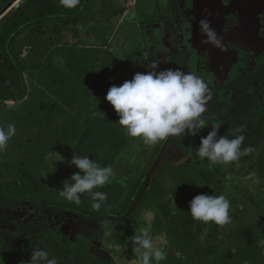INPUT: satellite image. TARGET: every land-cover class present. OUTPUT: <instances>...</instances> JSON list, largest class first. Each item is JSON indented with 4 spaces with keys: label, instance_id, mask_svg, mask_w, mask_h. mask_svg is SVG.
<instances>
[{
    "label": "rangeland",
    "instance_id": "obj_1",
    "mask_svg": "<svg viewBox=\"0 0 264 264\" xmlns=\"http://www.w3.org/2000/svg\"><path fill=\"white\" fill-rule=\"evenodd\" d=\"M95 1L96 7L100 6L103 12L107 11L104 7L108 8V4L110 8H116L118 3L116 0ZM219 1L221 0H215L210 8L206 0H182L183 10L176 15L172 28L166 24H142L144 19L157 18L163 11L159 5L164 4L163 0H137L134 6V0H127L123 14H117L113 17V22H108V26L114 29L120 25L113 49L118 60L112 61L116 68L115 73L100 70L95 78L96 82L88 79L87 69L82 70L86 74L80 76L85 81L84 86L88 88L100 82L97 85H101L100 91L105 95L102 99L108 103L105 106L107 110L96 113L92 111L94 108L85 107L87 111L80 117L73 137L50 148L36 169L43 176L45 185L52 191L48 195L50 199L62 201L61 206L74 204L80 210L72 211L73 217L65 212L56 215L43 213L45 224L54 225L60 231L46 230L44 235H36L35 240L29 231L20 233L12 225L7 211L0 209L1 247L5 252L8 249L14 260L27 261L28 264H34L40 258L53 263L59 261L61 256L47 254L49 240L55 238L60 241L64 237L62 234H65L76 248L85 246L93 254L92 258H87L85 250L68 259L67 264H119V261L124 260L126 251L131 256L128 264H169L166 255L172 257L173 264H180L176 262L179 255L183 258L181 264H189V260L178 247L172 248L173 240L169 236L171 233H168L171 229L175 234H181L184 227L181 223L178 227L175 222L168 224L164 211L160 210V207L170 209L171 215H174L175 203L167 206L166 202L169 197H176L174 193L169 194L159 189L167 196L159 205L146 203L147 201L136 197L134 206L127 213L129 220L124 221L127 218L125 217L122 222L117 223L120 220V211L127 204L125 202L129 191L138 184V189L141 186L149 187L147 179L143 180L141 174L143 170L144 175L147 174V167L154 163L158 167L164 162L173 165L168 169L171 168L178 178L180 190L176 192L177 196L182 199L180 203L187 204L188 208L197 207L201 210L203 205L241 200L250 205L251 211L257 215L256 218L264 219V114L250 117L236 111L229 116L226 109L231 106L232 101L228 97L237 93L238 89L235 87L224 96L222 87L238 74L254 71L264 61V54L258 53L254 56L249 53L245 55L243 52L240 55V48L236 49L238 55L234 57L233 67L237 70L228 74L223 81L222 76L216 83V89L212 88L226 101V106L217 115L207 114L208 100L212 95L208 85L202 83L196 74L200 67H197V60L193 55L195 43L192 35L197 28V16L192 13L194 10L202 15L206 5H209L211 11L220 4ZM105 21L106 19H102L100 22ZM242 25L240 22L233 29ZM258 25L261 34L260 17ZM171 33L176 35L177 42L171 41ZM166 51H184L188 55L187 66L177 78L170 79L171 73L164 66ZM112 83L115 85L113 88ZM253 93L264 109V88L256 89ZM110 94L114 95V103H111ZM249 94L250 92L247 95ZM43 98H46L44 94L40 90L36 91L35 99L38 101L32 106L35 110L30 113L12 101L0 105V123L10 121L11 116L4 110L8 107L14 116L23 114L26 117H35L38 113L36 108H40ZM174 105L179 107L180 112H175L170 121L166 107L172 108ZM154 108H159V111L165 109L164 122L168 132L162 139L160 125L157 121L151 122L156 119ZM94 114L101 118L103 124L89 121V116ZM105 116L107 123H104ZM89 124L97 127L105 124L99 134L100 140L93 145L89 144L94 136L88 131ZM251 142L253 144L250 146ZM229 150L233 152L232 155ZM260 161L263 163H256ZM146 163L149 164L144 168ZM242 165L247 167L246 173L239 175L234 172ZM153 169L154 167L150 172ZM86 180L95 181L96 185L91 183L89 187ZM143 190L140 188V195ZM154 191L155 187L149 194ZM19 211L26 213L28 210ZM156 214L162 222L158 234L154 235L155 239L135 241L129 236L149 234ZM29 218L30 216H23L22 219L19 216L18 221H27ZM114 218L118 219L117 222L110 223ZM110 234L118 238L116 244L112 242ZM79 236L84 238L77 245L74 242ZM126 241L130 246L134 245V248L129 250ZM154 249L159 252L154 253ZM155 256L162 257L156 260Z\"/></svg>",
    "mask_w": 264,
    "mask_h": 264
},
{
    "label": "trees",
    "instance_id": "obj_2",
    "mask_svg": "<svg viewBox=\"0 0 264 264\" xmlns=\"http://www.w3.org/2000/svg\"><path fill=\"white\" fill-rule=\"evenodd\" d=\"M116 1H118L116 8H110L108 4V8L104 7L107 11L103 12L100 6L96 7L95 0H0V105L12 101L30 113L35 110L32 106L38 101L35 99L36 91L40 90L46 97L43 98L40 108H36L38 113L35 117H26L23 114L14 116L8 107L4 110L11 119L6 123H0V209L7 211L12 225L20 233L31 232L32 239L36 240L37 236L44 235L46 230L60 231L54 225L45 224L43 213L56 215L65 212L71 217L72 211L80 210L74 204L61 206L62 201L50 199L48 195H51L52 191L45 185L43 176L36 169L50 148L63 144L73 137L77 123L88 106L94 108L92 111L96 113L107 110L105 106L108 103L102 99L105 95L100 91L101 85H97L100 82L88 88L84 86L85 81L80 76L86 74L83 71L87 69L88 79L96 82L95 78L101 71L115 73L116 68L112 61L118 60L113 54V49L120 25L114 29L108 26V22H113V17L117 14H123L127 0ZM181 3L182 0H164V4H159L163 11L157 18L145 22L142 20V24H166L173 28L177 13L181 14L183 10L181 6L184 4ZM102 19H106L107 23L100 22ZM260 21V35L264 43V10L261 12ZM171 39L173 43L178 41L174 33H171ZM146 44L149 46L148 42ZM243 52L245 55L249 53L256 56L258 53L264 54V47L256 51L240 48V55ZM164 57L166 58L164 66L171 73L170 79L177 78L188 63V55L184 51L171 53L166 51ZM238 66L239 64L237 68ZM235 69L231 65L230 73ZM111 85L112 88L115 86L114 83ZM263 86L264 61L254 71L240 73L222 86L224 96L228 95L229 90L235 87L238 89L237 93H233L234 96L228 97L232 104L226 109V113L231 116L233 112L238 111L250 117L264 114L262 104L255 99L253 93L256 89L262 90ZM111 94L110 100L114 103L115 98ZM211 95L206 112L208 115H217L222 112L226 101L216 90L212 91ZM166 108L170 121L175 112L176 114L180 112L177 105ZM159 110L154 108L156 119L151 122L157 121L160 125L162 139L165 138L168 127L164 122L165 109ZM107 116L104 123L108 122ZM89 117L91 118L89 121L93 120L94 124L97 122L103 124L97 114ZM103 126L89 124L88 131L94 135L89 141L90 145L100 140L99 134L103 131ZM96 137L97 139H94ZM252 144L253 142L250 146ZM229 153L233 154L231 150ZM148 164L146 163L144 168ZM154 164L148 166L150 168L147 167V174L144 175L143 170L141 174L143 180L146 181L149 177ZM171 166L173 165L166 162L159 167L156 166L148 188L141 186L138 189V184L131 189L126 198L127 204L118 215L120 220L117 222L118 219L114 218L110 223L122 222L125 217L127 218L124 221L129 220L127 213L134 206L136 197L147 201L146 203L159 205L162 199L167 197L159 190L162 189L176 195L175 198L169 197L166 200L167 206L175 203L174 215H171L170 209L160 207V210L164 211L168 224L175 222L178 227L181 223L184 227L185 230L183 229L181 234H175L171 229L168 233H171L169 236L173 240L172 248L178 247L189 260V264H264V219L256 218L257 215L251 211L250 205L241 200L213 203L211 206L203 205L201 210L197 207L188 208L187 204L180 203L182 199L177 196L176 192L180 190V185L177 184V176L171 168L168 169ZM246 169L247 167L242 165L234 172L240 175L246 173ZM85 183L91 187L95 181L86 180ZM154 187L155 191L149 194ZM140 188L144 189L142 195L139 193ZM19 209L28 211L25 213ZM19 216L22 219L23 216L30 218L27 221L21 219L20 222ZM161 222L159 215L156 214L151 224L152 228L148 231L152 236L147 233L129 236L135 241L155 239L154 235L158 234ZM62 237L60 241L50 238L47 252L50 255L61 256L59 261L53 263L40 258L34 264H67L68 259L85 250L87 258L93 257L92 252L85 246L76 248L68 236L62 234ZM83 238L79 236L74 243L81 244ZM117 239L115 235L111 236L115 244ZM1 244L0 236V264H28L27 261L14 260L13 254L9 253L7 248L8 252H5ZM126 244L129 250L134 248L128 241ZM153 252L159 251L154 249ZM4 254L7 256L4 257ZM129 254L126 251L124 260L119 261V264H128L131 257ZM166 256L167 262L173 264L172 257ZM161 257L155 256L156 260ZM182 261L183 258L179 255L176 262L181 264Z\"/></svg>",
    "mask_w": 264,
    "mask_h": 264
},
{
    "label": "crops",
    "instance_id": "obj_3",
    "mask_svg": "<svg viewBox=\"0 0 264 264\" xmlns=\"http://www.w3.org/2000/svg\"><path fill=\"white\" fill-rule=\"evenodd\" d=\"M135 1L137 0H134L133 6L135 4ZM214 1L215 0H206V3L211 5L214 3ZM190 5H191V1H190ZM201 11H203V9H201ZM192 14L193 16L194 15L197 16L196 11H194ZM207 14H208L207 12H204V14L200 15L201 19L199 16H197L199 17L200 22L199 23L197 22L196 31L194 35H192V40L194 41L195 46H197V48H193V52H195L193 53V55H195V58L196 57L200 58V60H202V63H206L207 57H210L212 58L213 63L227 62L229 64V58L231 55H228V53L232 51L229 49V46L231 43H236V44L240 43L238 38L242 36V33H239L242 30V28L233 29L234 27L233 20L238 19V17H233L234 15L231 12L224 13L223 15H219L218 17H216V19L212 18L211 16L209 18V15ZM149 20L150 18L144 19L143 21L145 22ZM244 20L245 18L242 21L244 22ZM235 34H238L237 35L238 40L236 41H234L235 40L234 38L236 37ZM221 38H225L224 43L220 42ZM195 39L200 42L198 45ZM243 41L244 42L246 41V37L243 39ZM259 43H260V39L256 43L255 42L249 44L247 43L248 46L243 44L244 47H242L240 43L238 48L250 49L256 51L264 47V43H263L261 47L257 48V46L260 45ZM254 46L255 48H252ZM196 50H199L198 51L199 53L196 52Z\"/></svg>",
    "mask_w": 264,
    "mask_h": 264
},
{
    "label": "water",
    "instance_id": "obj_4",
    "mask_svg": "<svg viewBox=\"0 0 264 264\" xmlns=\"http://www.w3.org/2000/svg\"><path fill=\"white\" fill-rule=\"evenodd\" d=\"M218 3L220 4L214 6L213 10L211 11L210 8L212 4L210 5V8L205 6L204 12L208 13L207 15H209V18L211 16L212 18L216 19V17L219 15L230 12L234 15L233 17L239 18L241 14V16H243L242 20L245 18L243 25L240 27L242 30L239 32L242 33V36L239 38V42L241 43L242 47L247 45V43H256L259 41V39L260 45H258L257 48L261 47L263 42L259 36L258 19L264 7V0H221ZM245 37L246 41L244 42L243 39ZM193 48H197V46L193 45ZM252 48H255V46ZM237 52H234V56L238 55ZM156 166H154L153 171L150 172V175L147 178V184L150 182L152 173L154 172Z\"/></svg>",
    "mask_w": 264,
    "mask_h": 264
},
{
    "label": "flooded vegetation",
    "instance_id": "obj_5",
    "mask_svg": "<svg viewBox=\"0 0 264 264\" xmlns=\"http://www.w3.org/2000/svg\"><path fill=\"white\" fill-rule=\"evenodd\" d=\"M196 15L200 17L199 13L198 14L196 13ZM199 17H196L198 23L200 22V19H201V17H200V19H199ZM242 18H243V16H241V14H240V17L238 19L233 20L234 26H239L240 22L243 23V21H241ZM238 28H240V27H238ZM238 28H235V29H238ZM235 35H236V37L234 38L235 39L234 41L239 39V38L237 39V35L238 34H235ZM227 36H228V34H227ZM260 37H261V35H260ZM195 41L197 42V45L200 43L196 39H195ZM224 41H225V38H221L220 39L221 43H224ZM237 44L236 43H231L230 46H229V49L233 51V52L230 51L228 53V55H231L230 58H229V64L227 62L213 63L212 58H210V57H207V62L206 63H202V60H200V58L196 57L197 58V61H196L197 62L196 63L197 67H200V69H198L196 71V74H198V78H199V80L202 83L208 85V87L210 88V92L213 91L212 88L216 89V86H217L216 83L219 81L220 78H222V76H223V78H222V81H223V80L226 79L225 77L228 74L229 75L231 74L230 73V66L234 65V61H233L234 57H237V56H234V51H236V49L239 47L240 43H237ZM198 51L199 50H196V52H198ZM193 53H195V52H193ZM194 57H195V55H194ZM194 149L197 151L196 148H194Z\"/></svg>",
    "mask_w": 264,
    "mask_h": 264
}]
</instances>
